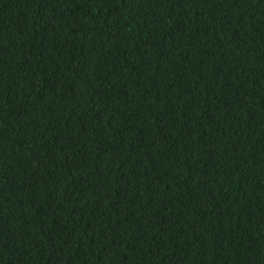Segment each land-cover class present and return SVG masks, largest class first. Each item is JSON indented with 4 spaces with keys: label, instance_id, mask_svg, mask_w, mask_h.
<instances>
[{
    "label": "trees",
    "instance_id": "1",
    "mask_svg": "<svg viewBox=\"0 0 264 264\" xmlns=\"http://www.w3.org/2000/svg\"><path fill=\"white\" fill-rule=\"evenodd\" d=\"M0 264H264V0H0Z\"/></svg>",
    "mask_w": 264,
    "mask_h": 264
}]
</instances>
